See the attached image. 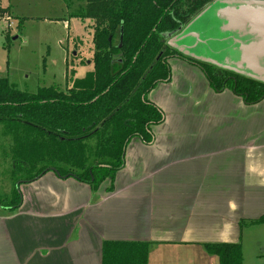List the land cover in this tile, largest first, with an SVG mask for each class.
Listing matches in <instances>:
<instances>
[{
	"label": "crops",
	"instance_id": "crops-1",
	"mask_svg": "<svg viewBox=\"0 0 264 264\" xmlns=\"http://www.w3.org/2000/svg\"><path fill=\"white\" fill-rule=\"evenodd\" d=\"M169 63L171 80L150 92L164 121L151 144H128L114 190L53 170L22 182L20 206L0 205V264H102L106 240L149 242V264H217L210 243L264 247V98L248 104L200 67Z\"/></svg>",
	"mask_w": 264,
	"mask_h": 264
},
{
	"label": "trees",
	"instance_id": "trees-1",
	"mask_svg": "<svg viewBox=\"0 0 264 264\" xmlns=\"http://www.w3.org/2000/svg\"><path fill=\"white\" fill-rule=\"evenodd\" d=\"M213 1L85 0L74 15L91 21L92 73L77 86H52L36 95L0 76V122L13 141L15 174L25 175L0 205L18 208L20 184L51 170L95 190L109 181L107 190L113 191L128 144L134 138L151 144L153 126L164 121L150 92L171 80L173 57L200 67L215 91L228 88L248 104L261 101L264 82L194 59L168 43V36L183 32ZM8 9L0 2V12ZM255 222H264V216ZM206 246L220 264H243L240 243ZM102 253V264H149L150 243L106 240Z\"/></svg>",
	"mask_w": 264,
	"mask_h": 264
},
{
	"label": "rangeland",
	"instance_id": "rangeland-1",
	"mask_svg": "<svg viewBox=\"0 0 264 264\" xmlns=\"http://www.w3.org/2000/svg\"><path fill=\"white\" fill-rule=\"evenodd\" d=\"M0 2L9 8L0 12L1 77H8L17 89L36 95L52 86L60 90L77 86L87 73H92L91 59L95 48L91 21H83L74 15L85 0ZM213 2L186 29L188 34L196 35L185 39L190 46L186 54H199L206 56L208 61L224 62L229 57L228 47L237 46L234 40L227 39L236 29L225 22L222 0ZM232 53L235 55L234 51ZM12 145V139L0 123V199H9L7 197L11 196L18 180L25 176L15 174ZM257 238L264 245V228ZM252 239L254 241V236ZM242 250L243 264H264V247H258L257 241L245 243ZM173 260L180 262L174 257ZM162 264L167 263L162 261ZM217 264H220L219 260Z\"/></svg>",
	"mask_w": 264,
	"mask_h": 264
},
{
	"label": "water",
	"instance_id": "water-1",
	"mask_svg": "<svg viewBox=\"0 0 264 264\" xmlns=\"http://www.w3.org/2000/svg\"><path fill=\"white\" fill-rule=\"evenodd\" d=\"M221 4L224 5L225 22L232 29H236L235 33L229 34L227 39L234 40L237 46L228 47L229 57H226L224 62L208 61L206 56L194 53L191 55L187 53V55L196 56L199 60L264 82V0H222ZM186 29L169 42L171 47L185 55L190 48L189 44H177L176 42L192 35L196 36L188 34Z\"/></svg>",
	"mask_w": 264,
	"mask_h": 264
}]
</instances>
